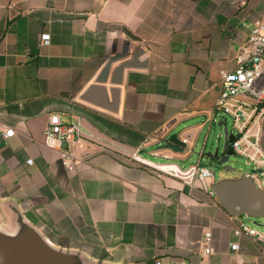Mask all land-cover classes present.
Segmentation results:
<instances>
[{
  "label": "crops",
  "instance_id": "crops-1",
  "mask_svg": "<svg viewBox=\"0 0 264 264\" xmlns=\"http://www.w3.org/2000/svg\"><path fill=\"white\" fill-rule=\"evenodd\" d=\"M263 11L264 0H0V196L55 244L115 264H264V242L234 231L244 217L154 167L211 150L220 72ZM50 115L81 120L73 171L42 142ZM205 159L189 166L212 169Z\"/></svg>",
  "mask_w": 264,
  "mask_h": 264
},
{
  "label": "built area",
  "instance_id": "built-area-1",
  "mask_svg": "<svg viewBox=\"0 0 264 264\" xmlns=\"http://www.w3.org/2000/svg\"><path fill=\"white\" fill-rule=\"evenodd\" d=\"M47 34H43L47 40ZM215 109L228 114L232 119V141L228 144L234 153L242 155L247 164H252L254 170L244 173L261 186L262 168L264 172V151L260 144L261 123L264 117V11L257 20L246 39L238 48L235 55V66L220 72V89L215 101ZM223 117L220 115V120ZM12 128H5L3 136L13 134ZM82 136L81 120L65 123L57 115H50L48 126L42 133V142L45 146L55 148L59 152L60 163L69 171L76 167V156L71 146L77 143ZM131 158L144 162L136 151ZM28 163L31 159L27 160ZM156 169L182 179L190 186H198L210 191L208 179L213 170L206 165H191L186 169L180 168L174 162H165L154 166ZM235 233L243 234L254 242H264V229L240 221L234 229ZM232 250L238 249L237 243H231ZM213 251L211 233L204 235L201 253L209 255ZM159 262H157L158 264Z\"/></svg>",
  "mask_w": 264,
  "mask_h": 264
},
{
  "label": "water",
  "instance_id": "water-1",
  "mask_svg": "<svg viewBox=\"0 0 264 264\" xmlns=\"http://www.w3.org/2000/svg\"><path fill=\"white\" fill-rule=\"evenodd\" d=\"M138 54H135L136 57ZM119 57H110L103 67L98 81H105L111 63ZM130 61H125L116 67L117 75L123 67L130 66ZM113 83L118 81L113 80ZM223 117L217 122L223 135L222 151L219 147L204 153H197L199 157L207 155L215 165L223 169H231L226 164L229 155L234 154L228 144L233 139V134L224 122ZM168 146L182 151L186 142L179 139L176 133L168 136ZM193 152L192 149L188 154ZM257 172H264L258 168ZM210 190L219 204L233 216H248L255 220L252 222L260 225L257 218H264V189L258 186L251 177L239 176L234 178H221L214 181ZM0 264H115L111 261L94 258L79 248L64 247L55 244L24 214L19 202L13 197L0 196Z\"/></svg>",
  "mask_w": 264,
  "mask_h": 264
},
{
  "label": "rangeland",
  "instance_id": "rangeland-1",
  "mask_svg": "<svg viewBox=\"0 0 264 264\" xmlns=\"http://www.w3.org/2000/svg\"><path fill=\"white\" fill-rule=\"evenodd\" d=\"M218 114L222 117H226V121L224 122V125L228 127L229 130L232 129V119L228 114L222 113L221 111H218ZM218 120L213 123L212 128L209 132V136L207 139V147L211 150H214L216 147H219V151H222V145H223V135L221 133V127L217 126ZM201 147V144H194L193 145V152H190L187 154L185 159H183V169H186L191 163L196 162L197 160V153L199 152ZM205 163H208L212 169L215 171V177L216 178H234L243 176L246 172H251L254 170V167L252 164H247L245 161V158L242 155H239L237 153L229 155V158L226 162L227 165L231 167V169H223L221 167H218L215 165V163H211L209 159L204 160ZM203 165V164H202ZM210 168V167H209ZM211 169V168H210ZM264 189V181L261 186ZM244 217L247 224L255 226L259 230L264 229V218H257L256 220L260 225H256L252 223L255 219L248 216H242Z\"/></svg>",
  "mask_w": 264,
  "mask_h": 264
}]
</instances>
